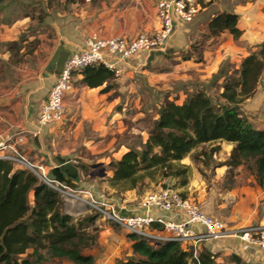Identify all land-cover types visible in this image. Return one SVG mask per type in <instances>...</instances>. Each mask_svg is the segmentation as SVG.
Masks as SVG:
<instances>
[{
    "label": "rangeland",
    "instance_id": "rangeland-1",
    "mask_svg": "<svg viewBox=\"0 0 264 264\" xmlns=\"http://www.w3.org/2000/svg\"><path fill=\"white\" fill-rule=\"evenodd\" d=\"M30 1L33 3L27 12H32L30 14L34 18H42L45 13L43 5V1L44 4L46 3L45 0ZM50 1L51 10L63 7L60 5V0ZM152 1L145 0L147 13L153 11ZM154 1L156 3L157 0ZM213 1L215 0H211ZM216 1H219V4L230 12L236 9L244 10V6H254L252 8L255 18L254 25L257 31L260 30L258 24L264 22V0ZM202 2L205 8L208 1L202 0ZM40 23L37 22V27L44 30L45 28H42L44 24L40 25ZM227 33L220 34L221 37L217 39V36L213 38L209 31H201L198 35L192 36L189 40L190 45L188 46L186 42L184 48H174L171 43L163 51L146 52L147 59L140 61V56L136 57V60L133 59L136 62L131 60L133 63H129V67L113 80L111 90L108 92H103L102 89H89L82 81H76L74 78L72 88L65 100L64 118L59 122L42 127L44 132L42 131L41 134H30L31 137L41 135V146L43 144L44 148L39 152L36 149L34 154L38 152L37 155L32 154L25 159L29 165H34L33 167L25 165V168L38 175L37 166L43 164L47 175L54 178L52 170L57 163V157H68L78 167L79 174L76 180H82L83 183L81 188L76 187V189H90L96 196L95 199L105 202L111 201V198L119 200L123 197L122 193L127 190H135L143 198L145 195L163 189V184H166L174 186L182 195L189 197L202 209V204L207 201V198L213 197L210 201L214 202V207L219 213L208 214L223 220L229 228L239 224L264 226L262 223L264 197L260 198L257 212L255 208L258 206V199L254 201L258 190L262 188L261 190L264 191V185L260 186L254 177L253 161L230 165L228 161L233 148L221 145L224 143L219 144L218 141L198 146L180 161L186 165L185 162L202 165L200 182L199 179L191 180V170L189 182L185 186H180V179L177 181L173 179L174 182H172L170 178L162 179L159 173H156L153 179L145 177L142 183L132 189H123V183L116 185L112 181L114 172L110 163L121 158L122 154L129 149L138 151L144 149L163 104L168 101L182 103L198 90H204L215 105L225 102L222 96L225 84L227 82L236 83L239 80L243 59L259 51L261 45L258 44L256 48L249 47L248 54L244 55L240 50L241 42ZM220 41L225 45L228 43L229 45L226 46L233 48L234 54L222 59L218 71L208 76L207 68L204 67L206 66L204 56L208 54L210 65H213L216 60L219 63L218 56L217 58L214 56V47H217ZM30 48L28 47V50ZM44 54V51L40 53L41 56ZM30 62L37 66L40 62L38 55L34 61ZM9 69L5 71L13 76V72ZM263 73L254 94L241 104L243 113L249 117L255 127L260 128L264 126V94L261 99L254 100V98L258 91L259 94L264 93ZM222 76V81H219ZM106 100L108 102L113 100L114 112H105ZM214 146H218L219 149L212 153ZM202 150L208 152L209 155L201 154ZM45 152L48 156L42 159V154ZM224 166L232 168L225 171L223 180L216 181L218 178L212 173L215 170L214 167L222 171ZM102 172L106 174L101 176ZM237 174L239 176L236 178ZM29 198L33 200V193L29 195ZM63 199L62 210L70 211L73 222L79 224V228L86 232L88 246L84 247L83 251L95 257L94 264H114L117 260L132 255V241L129 239V234L120 226L105 220L88 202L89 197L85 198L86 201ZM88 216H95V220L86 221ZM42 252L45 258L40 264H75L67 259L51 257L46 249ZM220 255L222 253L216 254V256ZM222 258L223 262L215 264L237 262L234 255L228 258L222 256Z\"/></svg>",
    "mask_w": 264,
    "mask_h": 264
},
{
    "label": "trees",
    "instance_id": "trees-1",
    "mask_svg": "<svg viewBox=\"0 0 264 264\" xmlns=\"http://www.w3.org/2000/svg\"><path fill=\"white\" fill-rule=\"evenodd\" d=\"M238 21V14L224 11L211 19L208 29L212 36L229 32L239 39L243 30ZM263 70L264 42L259 51L243 59L239 80L225 84L224 103L215 105L204 90H198L182 103L163 104L144 149H129L110 163L114 184L123 183V189H132L145 177L153 179L159 173L162 179H180V186H185L189 182L190 167L180 161L204 143L225 140L235 143L228 163L238 165L252 160L254 177L263 186L264 129L255 127L241 113V104L254 94ZM80 74L86 86L102 87L103 92L111 89L117 77L104 65L89 66ZM218 149L214 146L211 152ZM201 154L209 155L205 150ZM63 200L58 191L35 173L25 167L16 168L13 161L0 158V264H40L45 258L44 249L51 257L75 264L95 263V257L83 251L88 246L86 232L73 222L69 212L62 210ZM33 208L35 211L30 216ZM94 220L95 216L86 218L88 222ZM128 236L133 253L114 264H215L213 254L202 245L198 262L192 248L177 242L152 243L136 234ZM236 259L238 264H244Z\"/></svg>",
    "mask_w": 264,
    "mask_h": 264
},
{
    "label": "crops",
    "instance_id": "crops-1",
    "mask_svg": "<svg viewBox=\"0 0 264 264\" xmlns=\"http://www.w3.org/2000/svg\"><path fill=\"white\" fill-rule=\"evenodd\" d=\"M134 1L60 0V5L63 7L52 8L51 10L49 7L51 1L45 0V4L43 1L45 8H43L45 12L43 17L34 18L31 15L32 12H27L31 9L30 6L33 1L0 0V156L3 154H11L15 150L24 159H28V156L36 153V149L39 152L44 148L43 144L41 146V135L37 137L33 136L34 138L31 135H36V133L41 134L43 131V128L38 127V115L41 105L47 99L49 91L58 76L55 72L52 73L48 70L49 62L57 51L66 50L71 52L82 48L86 37L91 33L133 37L141 32H154L158 29L159 21L156 15V4L158 0L156 3L154 0L152 1L153 11L150 13H147L145 0ZM219 3L216 0L213 2L209 0L208 5H206L207 7L205 6L193 21L179 24L168 42L166 49L171 43L174 48H184L186 42L189 46V40L192 36L198 35L201 31H209L208 24L213 17L224 11L230 12ZM244 8V10L236 9L233 12L239 15L238 26L243 30V35L237 40L242 44L240 48L241 52L246 55L249 52V47L256 48L258 44L264 42V22L258 24L260 30L257 31L254 25L255 18L252 11L254 6L250 7L249 5L244 6ZM149 15L150 17H148ZM37 22H41L40 25L44 24L42 28L45 29H39ZM50 32L52 34H49ZM226 33L224 32L222 34L225 35ZM221 35H218L216 38L219 39ZM219 43L217 47H214V56L216 58L218 56L219 63L216 60L213 65H210L208 54L204 56L206 66H203L207 68L206 73L208 76L218 71L222 59L234 54L233 48L226 46L229 45L228 43L226 45L225 43H221V41ZM28 47H31L30 50H28ZM43 51L45 54L41 56L40 53ZM36 55H38V61H40L37 66L30 62L36 59ZM147 55L146 53H142L139 60L147 59ZM133 61H128L125 68H128L129 63H133ZM7 68H10L9 70L13 72V76L9 75L8 71H5ZM82 77L81 74L74 76L76 81H82ZM222 79L223 76L220 77L219 81H222ZM88 88L101 89L102 87ZM263 94V92L259 94L258 91L255 94L254 100L263 98ZM102 95L104 96L103 93ZM113 100L109 102L106 100V105L104 106L105 112H114ZM241 113L247 116L243 113L242 108ZM257 128L264 129V126ZM218 143H224L221 145L231 148L235 145V143L225 140H219ZM47 156V152L43 153L42 159L47 158ZM185 163L190 166L192 173L191 180L199 179L200 182L202 177L200 168H202V165H192L189 162ZM56 165H58V161L54 168ZM15 166L16 168H24L25 164L18 162L15 163ZM230 168L232 167L224 166L222 171H219V169L214 167L215 170L212 173L218 178L216 181L223 180L225 171ZM54 176V178H57L55 174ZM238 176V174L235 175L236 178ZM170 181L174 182L173 179ZM71 184L74 186L73 188H81L83 186L82 180H74ZM261 189L258 190V195L254 198V201L258 199V206L255 208L256 212L260 206V198L264 197V191ZM122 195L123 197H120L119 200L111 198L120 207L122 212L126 214H143L147 212L142 205L143 198L135 190H127ZM210 199H213V197L207 198V201L202 204L203 209L199 205L200 208L207 213H219L214 207V202L210 201ZM148 211L156 216H163L165 218L180 220L184 217L182 212L175 213L157 207H151ZM69 213L71 214L70 211ZM262 223L264 225V216ZM243 225L245 224H239L231 228ZM202 247L213 254L215 263L223 262L222 256L228 258L230 255H234L244 264L264 262V248L246 244L233 236L206 241L202 244ZM217 253H222V255L216 256ZM233 263L238 264L235 261Z\"/></svg>",
    "mask_w": 264,
    "mask_h": 264
},
{
    "label": "built area",
    "instance_id": "built-area-1",
    "mask_svg": "<svg viewBox=\"0 0 264 264\" xmlns=\"http://www.w3.org/2000/svg\"><path fill=\"white\" fill-rule=\"evenodd\" d=\"M203 8L202 0H158L156 15L159 27L154 32H141L133 37L89 34L84 46L71 51L68 55L47 99L41 105L38 127H45L64 118L65 97L72 88L76 74L94 65H104L117 76L122 74L127 62L140 57L142 53L165 50L179 24L193 21ZM0 158L29 165L15 150L11 154L1 155ZM37 167L39 169L37 176L58 191L63 198L86 201L85 198L89 197L88 202L105 220L120 226L128 234H136L152 243L177 242L184 247L192 248L198 262L200 246L206 241L222 237L233 236L246 244L264 248V226L249 224L229 228L223 220L209 215L172 186L143 197L142 205L146 213L126 214L112 200L105 202L95 199L96 196L90 189L73 188L65 182L49 177L43 164ZM151 207L175 213L182 212L184 217L177 220L156 216L148 211Z\"/></svg>",
    "mask_w": 264,
    "mask_h": 264
},
{
    "label": "water",
    "instance_id": "water-1",
    "mask_svg": "<svg viewBox=\"0 0 264 264\" xmlns=\"http://www.w3.org/2000/svg\"><path fill=\"white\" fill-rule=\"evenodd\" d=\"M70 54L69 51H57L53 58L50 60L48 65V70L52 73L60 74L64 63ZM58 165L53 169V174L56 175V180L60 182H66L69 186L74 187L71 182L76 180L79 174L78 167L76 164L68 157H57ZM105 172H102L101 176L105 175ZM35 208L32 209L30 214L33 215Z\"/></svg>",
    "mask_w": 264,
    "mask_h": 264
}]
</instances>
